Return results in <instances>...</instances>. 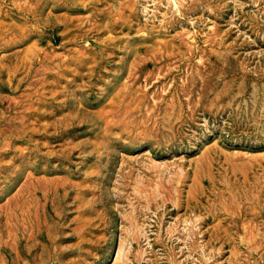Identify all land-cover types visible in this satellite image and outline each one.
Instances as JSON below:
<instances>
[{"label": "rangeland", "instance_id": "obj_1", "mask_svg": "<svg viewBox=\"0 0 264 264\" xmlns=\"http://www.w3.org/2000/svg\"><path fill=\"white\" fill-rule=\"evenodd\" d=\"M0 264H264V0H0Z\"/></svg>", "mask_w": 264, "mask_h": 264}]
</instances>
